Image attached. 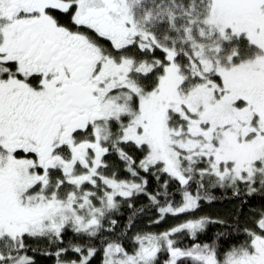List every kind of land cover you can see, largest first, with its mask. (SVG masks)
<instances>
[{
    "label": "snow or ice",
    "instance_id": "6c2138e0",
    "mask_svg": "<svg viewBox=\"0 0 264 264\" xmlns=\"http://www.w3.org/2000/svg\"><path fill=\"white\" fill-rule=\"evenodd\" d=\"M0 264H264V0H0Z\"/></svg>",
    "mask_w": 264,
    "mask_h": 264
},
{
    "label": "trees",
    "instance_id": "16d2710c",
    "mask_svg": "<svg viewBox=\"0 0 264 264\" xmlns=\"http://www.w3.org/2000/svg\"><path fill=\"white\" fill-rule=\"evenodd\" d=\"M227 207H228L227 202H220L217 204L216 209H214V211L223 210L226 209Z\"/></svg>",
    "mask_w": 264,
    "mask_h": 264
}]
</instances>
